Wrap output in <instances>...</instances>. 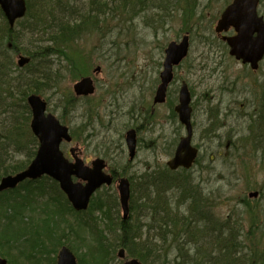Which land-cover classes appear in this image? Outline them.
Here are the masks:
<instances>
[{"label":"rangeland","instance_id":"374dc122","mask_svg":"<svg viewBox=\"0 0 264 264\" xmlns=\"http://www.w3.org/2000/svg\"><path fill=\"white\" fill-rule=\"evenodd\" d=\"M29 1L31 12H41L48 24L34 33L18 25V36L22 46L33 50L52 47L38 61L44 59L53 65V88L39 94L48 102V111L73 135L71 143L62 145L65 155L69 158L70 148L76 147L87 164L104 159L108 171L130 180L131 189L143 177L150 179L153 174L169 171L167 161L186 132L175 106L181 83L187 82L192 96L193 144L200 153L188 174L179 170L173 175L186 174L192 179L191 187L198 191V198L206 200L204 207L218 219L221 234L232 232L239 237L243 256L249 254L245 255L247 263L256 260V264H264V60L257 72L252 71L229 54V47L217 35V21L233 0H140L128 5H124L126 0ZM259 11L264 15V0ZM1 13L0 9V31L4 33L8 22ZM86 18L90 20L82 23L76 37L61 43L51 39L60 22L81 23ZM186 33L190 35L188 56L174 70L165 102L155 103L165 49ZM9 55L17 65V54ZM14 75L17 73L12 71L10 78ZM87 76L94 79V92L76 96L74 84ZM13 95L17 99L20 93L16 90ZM11 104L9 98L0 110V139L7 142L4 150L11 156L10 164H14L25 161L32 151L29 142L33 135L27 113L11 108ZM215 107L220 115L216 122L211 116ZM132 128L137 131L138 144L136 154L130 158L125 134ZM117 185L114 182L100 188L86 213L75 212L67 200L62 204L57 197L52 203L40 202L42 208L49 206V212L59 215L57 222H65L63 231L57 228L56 238L62 231L66 242L71 237L67 244H82H77L78 256L74 250L78 261L81 256L86 258L85 264L90 262L89 249L83 244H92L91 231L98 230L102 237L120 244L118 230L123 211ZM181 192V188L170 189L167 195L177 201ZM252 192H258L257 196L250 197ZM178 204L174 206L187 213L186 202ZM128 220L131 225L140 223L133 211ZM77 221L88 224L80 233L84 242L77 238L76 243L75 232L68 228L77 229ZM93 223H98L93 228L96 230L89 226ZM210 237L205 243L210 244ZM23 246L21 243L20 251ZM118 247L102 258V264H122ZM164 247L168 258L165 262L154 259L153 264H170L169 259L177 254L176 241ZM4 252L11 259L17 255L15 250ZM4 252L2 256L7 257Z\"/></svg>","mask_w":264,"mask_h":264},{"label":"trees","instance_id":"16d2710c","mask_svg":"<svg viewBox=\"0 0 264 264\" xmlns=\"http://www.w3.org/2000/svg\"><path fill=\"white\" fill-rule=\"evenodd\" d=\"M26 1H28L29 3L27 4V15L25 16V18L18 20L16 26L20 25V29L24 28L29 32L34 33V31L37 30L39 26L47 25L48 21L47 18L37 9V11H34L32 13L31 3L29 0ZM131 2H135L136 4L137 2H140V0H126L124 1V5H128ZM1 14L3 16V13ZM88 20L90 19H83L81 23L60 22L58 24V32H56V34L54 35L52 34L51 39L56 43H61L66 42L73 37H76L81 30L80 26L82 25V23L85 24V22H88ZM49 25L51 26V24ZM16 26L12 28L9 26V24L6 23L4 33H2L3 30L0 31V33H2V36L0 38V100H2L4 94L10 96L8 97L12 98V104L10 105V107L18 108L17 110L23 109L24 112L27 113V119L29 120L31 119V109L27 103L28 95L31 93L43 92L44 90H46V88H49L53 81V65L51 66V64L44 61V59L38 61V57L42 55L45 58L47 56L48 49L52 47H46L45 49L40 48V51L39 49L33 50L29 47L27 48L25 46H22L21 40L19 39L20 36H18L21 30L18 31ZM67 31L69 32V34L67 33ZM12 52L16 54L22 53L27 55L31 58V62L24 68H19L17 65H15L13 58H10L11 56L9 55V53ZM2 58L6 60H3ZM7 58L9 60H7ZM12 71L14 73H17V75H14L11 79L10 73ZM16 80L19 82V85L17 82H15ZM16 90L20 93L19 98L17 99L16 96L13 95L14 91ZM19 101H22L23 106L19 104ZM13 110L16 109H12L11 111L13 112ZM211 116L213 117V121L215 122L220 118V115L217 114L216 107L212 110ZM0 140L2 141L0 142V176H2L3 174L14 173L16 171L25 169L34 158L38 148V140L33 135V139H31V141L29 142V144H33V149L30 153L27 154L26 160L19 163L10 164L11 156L6 152V150H4L6 149L7 142H5L4 139ZM2 143L5 144V148L2 147ZM189 171L190 170L183 169V173L188 174ZM186 174H184L185 176L182 177L174 176L173 172L171 171H166L165 173L161 174H153L151 175L150 179H145L146 177H143L132 187L130 200L131 211L134 212V210L139 207L140 203H144L147 205L148 209L150 208V210L160 211L164 213L168 216V220H173L177 224L174 230H169L166 227L164 228V233L161 234L163 246H160V248L152 242H147V244H145V242L133 240L131 237L132 233L131 231H129V229L135 232V228L139 227V225H131V223H129V220H121L118 230L121 238L120 244L123 243L129 255L137 257L144 264H153L152 262L155 258H158L160 260H163L166 257L168 258L169 253H166L167 251H165L166 248L164 247V245L167 246L169 243L173 244L174 241H176L178 251L173 259H169L170 264H177L180 259L183 261L182 264H202L201 259L196 260V254H202L206 251L207 248H204V244L211 245L212 243L213 246L209 247L212 251L214 248L218 247V243L220 240L228 242L229 245H224L229 246L228 248H230L231 250H233V246L230 243H235L236 246L234 247H240L239 237L236 234H230L232 232L221 234V228L216 222H210L209 220H207V215H204L203 219H201V221L204 222H199L200 224L197 225L194 224V221L196 219L198 220L199 210L198 208H195V206H197V202L198 200H200V198H198V191L191 187L189 179L191 181L192 179ZM175 188L176 190H179V188H181L182 190L180 200H190L191 205H193V208H187L186 214H183L181 210L179 211L175 206H180V204H178L172 197L167 195L168 190ZM54 197H57L62 204L63 201L67 200L65 194L60 190L58 183L50 179L49 177H43L42 179L37 181L26 180L15 189L0 192V255H4L3 252L5 250H15L17 255L13 256V258L16 259L17 257H20L19 255L25 253L24 249H22L21 251L19 250V248L21 247V243L24 244L27 242L29 244V249L26 256V262L24 264H56V256L59 249V244L67 243L71 238L67 237L68 240L67 242L65 241V235L62 232L65 226V222L63 220H59L58 223H55L59 227V231H62L60 232L61 235L59 238H56L54 233L49 236V240L51 242V247L49 249L45 241L42 239L41 233L35 230L37 229V227H35V224H33L32 229V231L34 232H32V235L29 237V231L24 226L23 222V215L25 213H23V209L21 207L22 205L23 208H32L35 207L33 206L34 203H39L38 205H42L40 204V202H46L47 200L52 203ZM66 202L68 203L69 201L67 200ZM91 204L92 200L90 203V207ZM49 210V206L45 208V211ZM83 213H86V211H84ZM137 215H139L138 217H142L141 214ZM167 218H161V220L163 221ZM163 224L164 226H169L170 223L168 221H165ZM77 225H80L79 228L85 229L88 224H86L84 221H77ZM97 225L98 223H93V225L89 226L92 230H96L93 228L97 227ZM203 227H205V229ZM68 228L74 232L72 226H69ZM90 235L92 238V244H83V246L89 249V258L87 262L90 261L89 264H102V258L107 254H112L113 250L115 249L116 243L110 242L108 239L102 237L100 231L98 230L96 231V233L95 231H91ZM184 235H187L189 238L188 246H186L185 243L181 240V238L183 239ZM209 235H211L210 244L205 243ZM75 237L76 239L73 240H75L76 243L77 238H79L81 242H84L85 240L84 237H81V234L77 232H75ZM77 244L79 245V247L82 245L81 243ZM77 244L72 245L69 243V246L73 250H75L76 253L78 252L77 249L79 248ZM111 245L112 248L110 247ZM192 245H194V247H192ZM227 246H224V249H226ZM230 249L226 254L231 251ZM4 253L6 254V252ZM7 257L9 256L7 255ZM78 258L79 264H85L86 258H81V256H79ZM237 259H239V257H237ZM232 260L236 259L222 258L218 260L217 258H212V260L209 259L207 262L209 264H233ZM247 264H256V260H254L252 263Z\"/></svg>","mask_w":264,"mask_h":264},{"label":"water","instance_id":"95a60500","mask_svg":"<svg viewBox=\"0 0 264 264\" xmlns=\"http://www.w3.org/2000/svg\"><path fill=\"white\" fill-rule=\"evenodd\" d=\"M259 0H234L222 13L216 26L219 34L228 31L233 27L237 34L234 36H222L230 47V54L242 59L244 63H250L253 69L258 68L259 61L264 56V17L257 12ZM0 6L9 20L11 27L17 19L22 18L27 11L25 0H0ZM190 42L189 36L185 35L180 43L172 42L166 49L164 69L161 72V83L157 88L154 98L155 103H162L166 99L168 85L173 80V66L179 64L187 55ZM30 61L29 57L18 56V65L24 66ZM100 70V67H97ZM95 69V71H97ZM77 95H87L95 90L92 78L86 77L74 85ZM28 103L32 109L31 128L39 139L37 154L29 167L16 175L1 179L0 190L15 188L26 178L38 179L42 175H49L60 183L61 189L66 193L72 206L78 210L88 208L91 196L103 184L110 185L112 177L103 170L106 163L103 159L97 158L88 166L84 161L74 154L75 148L71 149L75 157L70 162L61 150L63 141L72 140L67 126L51 113L46 114L47 102L38 94L28 96ZM191 94L186 82H183L179 104L176 111L179 119L187 130V135L181 137L175 156L168 162V166L175 170L179 167L190 168L198 156V149L192 145L193 125L191 122L192 107ZM126 141L130 158L136 152L137 134L135 129L126 133ZM80 180L75 182L73 177ZM121 204L124 212V219L129 215L130 185L127 179H121L118 186ZM258 192H252L249 196H257ZM118 256H123L121 251ZM57 264H78L73 252L63 247L58 256ZM0 264H8L5 259L0 258ZM123 264H142L139 260H125Z\"/></svg>","mask_w":264,"mask_h":264},{"label":"bare ground","instance_id":"6f19581e","mask_svg":"<svg viewBox=\"0 0 264 264\" xmlns=\"http://www.w3.org/2000/svg\"><path fill=\"white\" fill-rule=\"evenodd\" d=\"M55 28L58 30V26L55 25ZM67 33L69 34L68 31H67ZM52 88L53 87L51 84L48 89L52 90ZM7 100L9 101V98L6 94H4V96L1 100V103H0V110L5 108V107H3V103L7 104ZM19 102H20L19 104H21L23 106L22 101H19ZM8 176H11V173L3 174L2 176H0V179H3V178L8 177ZM2 192H3V190H2ZM170 197H172V196H170ZM172 198L175 200L174 196ZM182 201L183 200L178 199L176 202L177 203L186 202V205H187L186 208H193V205H191L190 200H185L183 202ZM205 201L200 199L197 202V206H195V208L199 209L198 210V220L199 221L196 219L194 221L195 225L200 224L199 222H204V221H201V219H203L204 215H207V220H209L210 222H216L217 223V221H218V219H216L212 215L210 210H208L207 207H204ZM38 204L39 203H34L33 206H35V207H32V208H30V207L23 208L22 211H23V213H25L23 215L24 226L29 231V237H30L32 235V232H34V231H32V229H33V224H35L36 225L35 227H37V229H35V230H37L38 232L41 233L42 239L45 241V243L47 244V246L50 249L51 242L49 240V236L52 233H54L55 236L57 235L56 231H57L58 226L55 223L57 222V218L59 217V215L57 216V214H55V213L45 211V209L41 207L42 205H38ZM134 213L141 214V216H142V217H138L139 215H137V219L140 221V223L135 224V225H139V227L135 228L136 231L133 232L132 230L129 229V231H131V233H132L131 237L135 241L145 242V244H147V242H152V243H155V245H157L158 247L163 246L161 234L164 233L163 232L164 228L166 227L169 230H171V229L174 230L177 226V224L173 220H168L167 215H165L164 213H162L160 211H153V210H150V208L148 209L147 205L144 203H140L139 207L136 210H134ZM183 214H186V213H183ZM161 218H167V219L162 221ZM165 221H168L170 223L169 226H164L163 223ZM74 232L81 233L82 229L77 227V229H75ZM183 242L185 243L186 246L189 245V238L187 235L183 236ZM24 244H25V249H24V246L22 249L25 250V253H23L22 255H19L20 257H17L16 259L15 258L10 259L9 257L7 258V257L0 255V258L5 259L8 264H24L26 262V256H27V252L29 249V244L27 242ZM224 244H228V242H224V240H220L218 243V247L214 248L212 251L209 247H207L206 251L204 250L205 251L204 253H202V254L197 253L196 254V257H195L196 260L201 259L202 264H209L207 261L209 259L212 260V258L213 259L217 258L218 260L222 259V258H228V259L235 258L236 260H232L233 264H245V263L247 264V260L245 258V255L247 257V255H249V254H248V252H246L243 256V252H244L243 247H234V246H236L235 243L234 244L230 243L233 246V250H231L230 248H228L229 246L224 245ZM115 245H116L115 248L119 246L117 248V255H119L121 251L123 252V256H119L122 260H130V259L139 260L137 257L129 255V253H128L126 247L123 245V243L122 244H115ZM59 246H60V248L57 251V256L63 247H67L70 250L72 249L69 246V244H67V243L59 244ZM224 246H227V248L224 249ZM110 247L112 248V245ZM229 249L231 251L228 254H226ZM77 256H78V254H77ZM237 257H239V259H237ZM57 259L58 258L56 257V261H57ZM156 259H158V258H155V260ZM158 260L161 262L164 261V259L163 260L158 259ZM140 262L142 264H144L142 261H140ZM182 262L183 261L180 259L177 262V264H182Z\"/></svg>","mask_w":264,"mask_h":264}]
</instances>
